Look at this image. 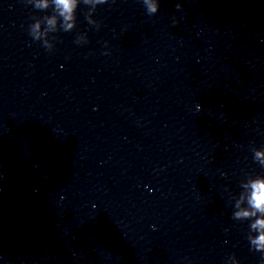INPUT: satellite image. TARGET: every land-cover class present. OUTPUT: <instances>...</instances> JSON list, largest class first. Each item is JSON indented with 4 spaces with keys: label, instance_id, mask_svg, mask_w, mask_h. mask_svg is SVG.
I'll return each mask as SVG.
<instances>
[{
    "label": "clouds",
    "instance_id": "9594fccd",
    "mask_svg": "<svg viewBox=\"0 0 264 264\" xmlns=\"http://www.w3.org/2000/svg\"><path fill=\"white\" fill-rule=\"evenodd\" d=\"M56 5L63 9V13L71 14L75 9V0H55ZM176 8L179 10L181 5L177 3ZM158 10L156 5L149 4V11L156 12ZM67 18H71L69 15ZM52 23V21H50ZM250 204L257 211L264 213V180H256L252 182V195ZM257 226L264 227V220H258ZM264 241V234L257 238V242ZM259 251V249H257ZM264 255V254H262Z\"/></svg>",
    "mask_w": 264,
    "mask_h": 264
}]
</instances>
